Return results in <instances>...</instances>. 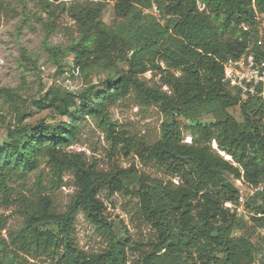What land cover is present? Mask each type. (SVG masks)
Wrapping results in <instances>:
<instances>
[{"label":"trees","instance_id":"obj_1","mask_svg":"<svg viewBox=\"0 0 264 264\" xmlns=\"http://www.w3.org/2000/svg\"><path fill=\"white\" fill-rule=\"evenodd\" d=\"M113 1L116 20L109 25L103 13ZM23 2L24 8L31 2L48 14L49 33L60 13L74 21L67 45H43L53 65L82 75L86 85L81 92L50 88L33 106L51 112V120L29 124L25 121L33 113L17 112L16 123L6 128L0 195L3 205L16 206L24 220L8 233L9 239L1 235L0 224V264H23L19 253L32 259L59 255L57 264H128L131 240L107 218L103 191L135 195L140 214L157 233V243L142 253L138 264H254L262 248L253 237L258 239V229H264V98L243 97L223 83V66L253 47L255 17L264 14V0ZM153 3L159 17L152 13ZM23 59L32 60L26 51ZM148 72L161 75L160 85L142 80ZM94 76L103 77L93 83ZM131 94L143 106H158L165 117L153 145L118 131L111 117V107ZM1 100L22 102L8 88L0 89ZM238 106L241 121L228 113ZM206 115L215 121L202 120ZM76 116L96 120L116 153L155 163L178 178V184L152 183L117 166L97 170L83 153L69 149L78 139ZM0 124H5L2 114ZM185 131L191 133V143L185 142ZM41 160L51 168L52 189L63 185L66 174L74 176L77 192L64 212H57L44 193L12 196V183L36 171ZM240 180L262 186L247 198L253 212L249 220L225 206L238 201ZM81 212L108 235L109 247L102 253L88 256L75 246V220Z\"/></svg>","mask_w":264,"mask_h":264},{"label":"rangeland","instance_id":"obj_2","mask_svg":"<svg viewBox=\"0 0 264 264\" xmlns=\"http://www.w3.org/2000/svg\"><path fill=\"white\" fill-rule=\"evenodd\" d=\"M114 5V1L109 2L103 13V20L109 25L116 20ZM23 6V0H0V89H12L22 98V102L15 105L8 104L6 100L0 101V114L4 115L5 123L0 124V150L7 141V126L16 123L17 112L28 115L33 113L25 123L37 124L42 119L49 121L53 117L52 113L37 110L33 106L34 101H38L52 87L60 86L71 92H81L86 85L82 75H72L67 66L59 68L53 65L43 45L44 41L51 45H67L75 31L74 21L67 13H60L49 33L48 14L35 3L27 2V7ZM24 51L30 54V62L23 59ZM100 77H92L93 83ZM141 78L151 87L160 85L161 75L158 73L148 72ZM110 112L112 119L118 124V131H126L150 145L159 141L165 117L158 106H143L131 94L112 106ZM228 113L237 120H242L239 106L229 109ZM76 119L78 139L69 149L83 153L86 161L97 170L109 171L117 166L135 170L152 183L166 184L173 180L178 184V178L173 179L171 174L155 163L144 162L135 155L124 156L116 153L96 120L91 117L79 119L77 116ZM202 120L211 123L215 121V117L206 115ZM184 138L185 142H192L190 132L185 131ZM216 147L217 143L214 141L213 148ZM51 177L50 166L46 160H41L36 171L12 183V196L15 198L24 194L30 197L44 193L52 198L57 212H64L77 192L74 176L71 173L66 174L63 185L56 189L50 188ZM231 180L228 178V181ZM101 199L107 218L114 221L119 234L131 240V246L127 249L128 264H138L142 253L151 251L158 237L154 228L140 214L139 199L128 193L109 194L107 191L102 192ZM15 209L14 205L4 206L0 195V224L4 226L1 235L6 239H9L10 231L23 224L24 218ZM74 227V244L86 255H96L108 249V235L98 230L84 213L77 215ZM253 240L258 239L253 237ZM62 253L63 250L60 251ZM18 256L23 264H57L59 258L58 255L54 260L47 257L32 259L21 253Z\"/></svg>","mask_w":264,"mask_h":264},{"label":"built area","instance_id":"obj_3","mask_svg":"<svg viewBox=\"0 0 264 264\" xmlns=\"http://www.w3.org/2000/svg\"><path fill=\"white\" fill-rule=\"evenodd\" d=\"M152 13L155 17L160 16V9L157 3H153ZM257 38L254 45L245 54L238 58H229L223 66V83L230 88L237 90L243 97L258 96L264 98V14L256 13ZM243 29L248 31L249 26L243 25ZM168 91L167 87L163 88ZM223 157L228 156L220 152ZM230 158V156H228ZM239 197L236 202H227L225 206L239 217L249 216L253 212L247 208V198L255 192L262 190V186L253 187L243 180H240ZM258 242L261 243V252L254 264H263L264 261V229H258Z\"/></svg>","mask_w":264,"mask_h":264},{"label":"water","instance_id":"obj_4","mask_svg":"<svg viewBox=\"0 0 264 264\" xmlns=\"http://www.w3.org/2000/svg\"><path fill=\"white\" fill-rule=\"evenodd\" d=\"M220 155H222L221 153H220ZM227 159V158H226ZM227 160H230V161H232V157H230L229 159H227Z\"/></svg>","mask_w":264,"mask_h":264},{"label":"bare ground","instance_id":"obj_5","mask_svg":"<svg viewBox=\"0 0 264 264\" xmlns=\"http://www.w3.org/2000/svg\"><path fill=\"white\" fill-rule=\"evenodd\" d=\"M227 157V156H226Z\"/></svg>","mask_w":264,"mask_h":264}]
</instances>
